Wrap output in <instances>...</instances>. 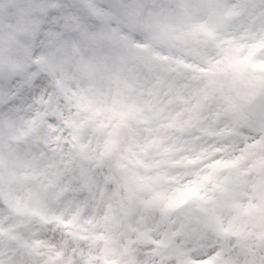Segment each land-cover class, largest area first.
<instances>
[{
  "label": "clouds",
  "instance_id": "clouds-1",
  "mask_svg": "<svg viewBox=\"0 0 264 264\" xmlns=\"http://www.w3.org/2000/svg\"><path fill=\"white\" fill-rule=\"evenodd\" d=\"M0 264H264V0H0Z\"/></svg>",
  "mask_w": 264,
  "mask_h": 264
}]
</instances>
